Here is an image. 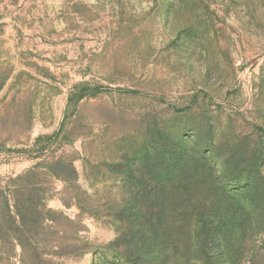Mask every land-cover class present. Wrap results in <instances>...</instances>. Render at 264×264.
<instances>
[{
  "label": "rangeland",
  "instance_id": "obj_1",
  "mask_svg": "<svg viewBox=\"0 0 264 264\" xmlns=\"http://www.w3.org/2000/svg\"><path fill=\"white\" fill-rule=\"evenodd\" d=\"M0 264H264V0H0Z\"/></svg>",
  "mask_w": 264,
  "mask_h": 264
},
{
  "label": "trees",
  "instance_id": "obj_2",
  "mask_svg": "<svg viewBox=\"0 0 264 264\" xmlns=\"http://www.w3.org/2000/svg\"><path fill=\"white\" fill-rule=\"evenodd\" d=\"M182 151L183 150H181V152ZM181 152H179V154L177 153V156H178V158L176 159L177 161L171 166L170 169H168V171L166 173L158 175L159 177L154 176L153 178L150 179V181H152V182L155 181L157 184H160V186H161V185H163L164 182H167L168 180L172 181V180H174V178H177L178 173L181 172L184 168L183 165L186 164L185 162L184 163L182 162V159H184V157L182 158L183 155ZM200 168H202V167H199V166L194 167V170L196 171L194 174H196L198 172L197 170H199ZM156 178H158V179H156ZM207 178L209 180V186L213 189V193L219 192V188H216V185L219 184V181H218L217 177L215 176V169L214 168L210 169V171L207 172ZM161 188H159V190ZM149 198L150 197H148L147 199H149ZM157 200H158L157 197L156 198L154 197V199H152V201H155V202ZM216 208H217V210H216ZM214 209L216 211H213L212 214L216 217H219L218 215H219L220 211L218 209V206H215ZM246 213H248V212L246 211ZM211 229H214L217 231L218 227H217V225H214V227H213V225H211V228L208 230H211Z\"/></svg>",
  "mask_w": 264,
  "mask_h": 264
}]
</instances>
